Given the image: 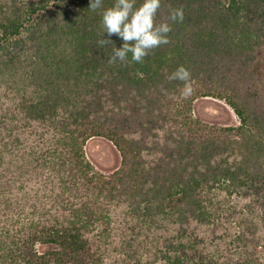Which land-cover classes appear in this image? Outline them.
<instances>
[{
    "label": "trees",
    "instance_id": "trees-1",
    "mask_svg": "<svg viewBox=\"0 0 264 264\" xmlns=\"http://www.w3.org/2000/svg\"><path fill=\"white\" fill-rule=\"evenodd\" d=\"M113 2L0 0V264H264V0H162L158 23L185 12L170 43L110 64ZM204 97L240 124L193 118ZM97 137L121 153L110 174Z\"/></svg>",
    "mask_w": 264,
    "mask_h": 264
},
{
    "label": "clouds",
    "instance_id": "clouds-1",
    "mask_svg": "<svg viewBox=\"0 0 264 264\" xmlns=\"http://www.w3.org/2000/svg\"><path fill=\"white\" fill-rule=\"evenodd\" d=\"M104 0H90L89 10L95 11L103 7ZM162 0H114L101 14L99 47L114 43L110 38L117 36L122 46L114 47L108 60L110 64L126 62L131 55L134 63H143L152 50L170 43L169 33L172 25L182 23L185 18L184 8H173L167 20L157 22L156 17ZM105 34L108 39L102 38ZM169 81H179L183 87L180 95L185 100L194 94L191 70L180 65L168 76Z\"/></svg>",
    "mask_w": 264,
    "mask_h": 264
},
{
    "label": "rangeland",
    "instance_id": "rangeland-1",
    "mask_svg": "<svg viewBox=\"0 0 264 264\" xmlns=\"http://www.w3.org/2000/svg\"><path fill=\"white\" fill-rule=\"evenodd\" d=\"M19 85L20 84L16 82L11 85V93L17 95V97L23 94V92H19L22 91L18 88ZM4 91L5 88H0V95L2 97L0 105L2 106L4 100H6L9 104L13 100L3 96ZM11 93H9V96H12ZM191 116L193 118L200 119L202 122L218 126H237L240 124V120L234 110L224 100L213 97L196 99L192 105ZM86 155L94 165L95 171L110 174L121 166L122 156L120 151L111 141L102 137L91 139L88 142L86 146ZM145 231L152 235L151 231L153 230H149L147 226L144 228V232ZM37 248L40 251H47L56 248V246L38 243ZM120 264H127V261L121 259Z\"/></svg>",
    "mask_w": 264,
    "mask_h": 264
}]
</instances>
